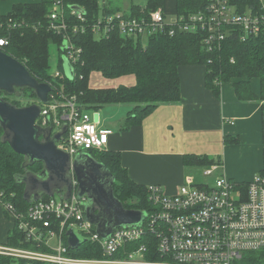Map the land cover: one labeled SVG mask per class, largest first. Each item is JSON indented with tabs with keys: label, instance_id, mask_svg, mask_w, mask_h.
I'll return each instance as SVG.
<instances>
[{
	"label": "built area",
	"instance_id": "2783aa9c",
	"mask_svg": "<svg viewBox=\"0 0 264 264\" xmlns=\"http://www.w3.org/2000/svg\"><path fill=\"white\" fill-rule=\"evenodd\" d=\"M107 1L100 0V14L92 18H88L84 7L78 6L81 11H77L73 9L76 5L65 0L53 3L46 29L62 38L59 51L73 69L83 53L75 38L88 32L100 39L117 31L145 42L164 32L166 26L188 33L202 31L210 51L233 32L242 41L264 36V0H260L259 7H247L242 12L232 0H208L206 10L186 20L177 18L174 23L166 20L162 9L141 20L125 18L122 13L108 15L104 10ZM29 26L14 18L0 21V51L10 46L13 29ZM31 27L39 31L43 24ZM51 76L59 83L67 78L60 69ZM50 85L53 91L49 103L41 105L36 124L51 128L53 135L67 126L57 147L71 156L72 163L79 154L106 151L112 131L103 126L100 111L84 110L77 96L65 94L63 83ZM203 169L204 176L213 177L221 172V164ZM77 190L73 175L69 199L62 195L33 202L26 213L18 212L9 202H1L26 241L37 250L0 246V256L12 258L14 264H264V143L262 169L246 186L232 182L225 174L217 176L212 187L197 184L188 175L175 195H167L159 186H149L151 210L144 211L145 221L138 227L117 228L107 240L86 221L88 200L78 199ZM2 197L0 194V201ZM69 230L97 246L102 258L72 257L67 242ZM54 239L58 246L51 248L50 241Z\"/></svg>",
	"mask_w": 264,
	"mask_h": 264
},
{
	"label": "trees",
	"instance_id": "16d2710c",
	"mask_svg": "<svg viewBox=\"0 0 264 264\" xmlns=\"http://www.w3.org/2000/svg\"><path fill=\"white\" fill-rule=\"evenodd\" d=\"M67 4L84 7L88 18L98 17L102 7L100 0H65ZM55 0H41L38 4L16 5L8 15H0V21L14 18L25 21L29 27L13 29L10 32L11 44L4 53L22 63L28 72L39 82L65 86V94L77 96L78 103L84 110L104 109L108 106L130 104L123 131L142 125L158 107L177 104L181 101V66H205V86L217 99H221L222 85L233 82V88L239 101H264V36L246 41L239 39L236 32L227 35V39L212 51L204 44L206 33L181 32L174 27H165L164 32L150 37L147 41L124 37L120 32H112L105 38H96L91 32L76 37V43L83 48L82 59L74 66L75 78L55 82L50 74L49 46L51 42L62 43V38L47 31L48 15ZM240 8L259 7L260 0H232ZM165 0H147L146 6L132 5L125 18L148 19L149 16L164 7ZM208 0H176L178 19H188L206 10ZM105 12L120 13L107 1ZM41 22L42 29L35 31L31 26ZM175 29V34H170ZM59 69L64 72L63 58ZM100 73L105 79L116 80L135 77L136 85L118 88L94 89L90 87L91 75ZM260 80L262 93L259 98L252 90V81ZM17 107H23L15 103ZM0 127V194L2 203H11L20 213H26L31 205L24 200L25 186L19 177L26 171L23 169L25 158L16 154L8 144H3ZM231 140L229 142H237ZM96 161L105 165L115 177L114 193L126 210L150 211L148 187L135 183L128 170L122 164V155L114 151L88 152ZM221 164L208 156L185 155V167L208 168ZM42 164H35L29 171L39 174ZM246 186V184H244ZM49 197H44L47 200ZM5 215L8 216L5 212ZM9 247L37 250L26 241V236L18 228V223L9 232ZM70 250L74 258H102L97 246L89 241L76 250ZM120 254L118 257H121ZM15 260L0 256V264H14ZM25 264V262H21Z\"/></svg>",
	"mask_w": 264,
	"mask_h": 264
},
{
	"label": "crops",
	"instance_id": "0c3cea01",
	"mask_svg": "<svg viewBox=\"0 0 264 264\" xmlns=\"http://www.w3.org/2000/svg\"><path fill=\"white\" fill-rule=\"evenodd\" d=\"M40 2L0 0V15H8L19 4ZM110 2L111 7L119 9L120 13H127L132 5L146 6L134 0H128L127 4L124 0ZM162 10L169 23L177 20L176 0H165ZM179 76L180 103L158 107L142 125L129 131L122 130L125 122L114 130L104 121L105 127L112 131L107 151L121 153L122 164L135 183L146 187L159 186L167 195H175L188 176L185 174V155L208 156L221 161V172L232 182L239 185L252 182L263 163L264 101H239L233 82L222 85L221 99H217L205 86V66H181ZM104 81L105 84L118 83L109 88L136 85L135 77ZM252 90L261 97L260 80L252 81ZM231 140L238 141L229 142ZM0 206L5 215L1 201ZM14 225L12 220L9 226H0V236H3L0 246H6Z\"/></svg>",
	"mask_w": 264,
	"mask_h": 264
},
{
	"label": "water",
	"instance_id": "95a60500",
	"mask_svg": "<svg viewBox=\"0 0 264 264\" xmlns=\"http://www.w3.org/2000/svg\"><path fill=\"white\" fill-rule=\"evenodd\" d=\"M73 9L81 11L78 6ZM64 72L68 79L74 80L72 65L65 61ZM23 90H31L39 103L17 107L5 101L0 95L1 141L8 144L18 155L25 158L19 182L25 186L24 200L28 203L43 200L44 197H71L73 175L78 183V199L87 198L86 221L96 227L97 233L107 240L117 228L138 227L147 214L144 211L126 210L114 193L115 177L107 167L89 154H79L71 161V156L58 149L57 144L67 133L63 126L57 134L52 129H44L36 122L41 115V105L49 103L53 88L48 83H39L16 59L0 51V94L22 97ZM42 164L39 173L29 171L35 164ZM69 248L76 250L88 240L75 230L67 232Z\"/></svg>",
	"mask_w": 264,
	"mask_h": 264
},
{
	"label": "rangeland",
	"instance_id": "374dc122",
	"mask_svg": "<svg viewBox=\"0 0 264 264\" xmlns=\"http://www.w3.org/2000/svg\"><path fill=\"white\" fill-rule=\"evenodd\" d=\"M125 4L128 3V0H124ZM137 4H141L142 6L146 5L147 0H134ZM49 54H50V59H49V71L51 74H55L59 68H58V63L59 60L64 58V54L59 51V46L58 44L51 42L49 46ZM105 78L101 76L100 73H93L91 75V80H90V85L93 87H112L116 86L117 84H105L106 81H104ZM108 85V86H105ZM25 98L29 101L31 98L33 99L34 104H38L39 101L37 97L32 94L30 91H27ZM134 106L130 104H120V105H113V106H108L104 108L103 110H100V113L102 115V121H103V126L105 127V122L106 121V126L116 130L121 123L124 124L125 122V117H127V112L128 110H131ZM107 112V113H106ZM106 119V120H105ZM106 128V127H105ZM185 174L190 175L194 178L197 184L200 185H208V186H214L217 176L224 174V172H217L213 177H207L204 176V169L200 168H192V167H185ZM231 180V179H230ZM232 181V180H231ZM234 196H237V193L234 194ZM0 226L3 227L5 225L9 226L12 223L13 218L10 216H5L2 207L0 206ZM3 240V236H0V241ZM58 246V241L56 239L50 241V247L51 248H56Z\"/></svg>",
	"mask_w": 264,
	"mask_h": 264
},
{
	"label": "flooded vegetation",
	"instance_id": "af4514ba",
	"mask_svg": "<svg viewBox=\"0 0 264 264\" xmlns=\"http://www.w3.org/2000/svg\"><path fill=\"white\" fill-rule=\"evenodd\" d=\"M27 91H30L33 94V92L31 90H23L21 92L22 93V97L21 98H18V97H15V96H9V95H7L4 92H1L0 95L5 101H8V102H10L12 104H14V102L15 103H20V104L23 105V107H25V106H30V105L34 104L32 98L29 101L25 98V95H26Z\"/></svg>",
	"mask_w": 264,
	"mask_h": 264
}]
</instances>
